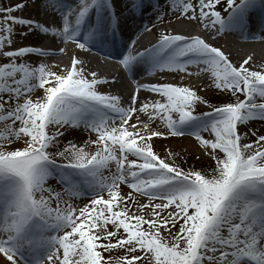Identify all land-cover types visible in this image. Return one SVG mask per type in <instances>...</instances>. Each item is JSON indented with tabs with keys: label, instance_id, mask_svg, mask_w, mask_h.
I'll return each mask as SVG.
<instances>
[{
	"label": "snow or ice",
	"instance_id": "1",
	"mask_svg": "<svg viewBox=\"0 0 264 264\" xmlns=\"http://www.w3.org/2000/svg\"><path fill=\"white\" fill-rule=\"evenodd\" d=\"M31 3L54 18L24 15L29 0H0L4 264H264V133L248 127L264 120V64H250L251 56L234 62L200 32L165 28L147 47L135 51V40L125 41L127 51L118 53L129 75L144 66L157 74L153 82L134 80L125 103L99 87L116 77L89 71L74 52L67 63H48L28 57L65 48L12 46L18 32L110 49L124 32L115 0ZM145 7L157 21L167 14L211 34L264 40L251 30L264 33V0H127L129 12ZM193 69L232 98L211 104L183 76L159 75ZM141 90L149 95L141 99ZM197 102L208 109L197 111ZM76 129L87 134L83 142L64 139ZM184 132L208 166L184 167L178 153L154 150V137Z\"/></svg>",
	"mask_w": 264,
	"mask_h": 264
},
{
	"label": "bare ground",
	"instance_id": "2",
	"mask_svg": "<svg viewBox=\"0 0 264 264\" xmlns=\"http://www.w3.org/2000/svg\"><path fill=\"white\" fill-rule=\"evenodd\" d=\"M115 3H116V0H115ZM116 5H117V3H116ZM23 14L26 16H30V17H37L41 20H51L47 15H43V11L37 9L35 6L32 8H25L23 10ZM123 19H125V18L123 17ZM122 23H123V20H122ZM19 27L20 26L17 25V28H19ZM164 29L165 28L159 29L157 31L161 32ZM167 29H170L173 31H180L184 34L193 33V32H200L206 38H208L207 36H209L211 34L208 29L203 28L201 26H198L195 29L188 22L178 23L177 25H175L174 28H168L167 27ZM213 36L215 37V40L210 39V42L214 43L215 45L221 46L222 50L227 52L230 55V59H232L234 62L239 61L240 59H242L245 56H251L252 59L249 61L250 64H254L256 66H259L260 64H264V43L262 44V42H261V41L264 42V40L259 39V38H252L251 36H249L248 38H244L243 36H240L241 39L243 40V43H241L238 41L237 37L232 36V34L230 36H227L226 38H223L221 36H219V38H217L215 35H213ZM51 37H53V36H51ZM40 40H41V37L36 38L34 35H25L22 37L17 32L15 34V37H14L15 42L12 46L13 47L19 46L22 43H32V44L36 45ZM70 44L73 45V42L69 41L65 45L62 41L53 37V40L45 43V46L50 47L52 49H56L58 47H64L65 51L59 52V53H54V54H51L47 57H39L36 54H30L28 58H30V59H45V61L48 63H52L53 61L67 63L70 60V53L74 52L75 55H77L81 60L86 62L85 67H87L89 69V71L95 70L98 73V75H107V77H112V76L117 75V74H115L117 72L116 69L114 67H112L113 65L106 64L102 61H99V60L93 58L84 49L83 50L78 49V48L74 49L73 47L70 46ZM240 48L243 49L242 53H240V51L238 53V49H240ZM97 51L99 52V54H104V52L102 50H97ZM3 59H4V57H0V60H3ZM138 73H139V75H141V74L142 75H148V77H147L148 81L147 82H153L157 76L156 73L149 72L147 70L146 66H144L143 71H138ZM159 75L161 76V78H163L165 76L168 77L170 79V82H180V77L183 76L182 82L187 83L190 86L195 87L196 90L199 89V86H201L202 83L209 80L208 75L206 73L196 74L194 69H193V74L191 76H189L187 73H183V72H181L179 75H177L174 72H162V73H159ZM173 77H174V79H172ZM110 81H106V82L100 84L99 87L102 90L111 91L113 93L121 95L122 100L126 103L128 96L133 91L132 89H129V84L121 83L119 85V84H116L115 82H110ZM112 87H115L117 89V90H115L116 92L113 90ZM138 95L140 96L141 99H143L145 96L149 95V92L146 90H141V92ZM186 134H190V133L184 132L182 135L173 134V135H169V136L172 138H175V137L182 138ZM154 138H156V137H154ZM188 143L190 145H195L194 141H192V140H189ZM0 260L4 261V259L2 257H0Z\"/></svg>",
	"mask_w": 264,
	"mask_h": 264
},
{
	"label": "rangeland",
	"instance_id": "3",
	"mask_svg": "<svg viewBox=\"0 0 264 264\" xmlns=\"http://www.w3.org/2000/svg\"><path fill=\"white\" fill-rule=\"evenodd\" d=\"M7 1H17V0H7ZM5 2V0H4ZM117 3L124 4L127 2V0H116ZM224 2V1H223ZM220 1V3H223ZM6 3V2H5ZM159 3L161 5H165V0H159ZM151 4V3H149ZM145 13V16L148 21H150L151 25H153L154 30H159L163 28H174L175 25L178 23H185L188 22L193 28H197L198 25H196L194 22L183 19V18H176L173 19L172 15H164L162 17V21H157L156 14L154 11H150V9L147 7ZM127 16V13H126ZM148 32H150V29L148 27L145 28ZM216 34V33H215ZM214 34H210L207 36L211 40H215ZM216 36H218L216 34ZM262 44L264 43L261 41ZM243 49H238V53H242ZM198 94L208 99L211 104H216L218 102H226L227 100L231 99L230 93H225L222 90L217 89L210 80L205 81L202 83L201 86H199V89L197 90ZM242 98V97H241ZM214 101V102H213ZM209 105H205L202 102H197L196 110L197 111H206L208 109ZM249 128L256 129L257 133H264V120L260 119H253L249 125ZM161 130H163V126H160ZM243 131V127L240 129ZM86 133L82 129H76L71 130L68 133L65 134L64 139L72 138L74 140L83 142V140L86 138ZM207 135V133H205ZM252 139H255V136L251 137ZM189 140L194 141L195 145H190L188 143ZM153 145L154 150H156L161 156H166L168 151H173L178 153L177 159L180 161L181 165L184 167H206L209 165L210 161L209 159L202 153L198 142L192 135H184L182 138H172L170 136L165 137H156L153 138ZM50 183H54V181H49ZM122 189L126 192L128 191V187L126 185H121ZM140 199H143L141 197H138ZM91 199V196L87 197H81L75 201V203L79 204L81 202H86L87 200ZM3 258V257H2ZM0 264H4L3 260H0Z\"/></svg>",
	"mask_w": 264,
	"mask_h": 264
}]
</instances>
